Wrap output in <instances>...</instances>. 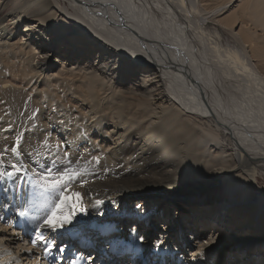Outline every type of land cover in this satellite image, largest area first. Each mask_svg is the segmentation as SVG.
I'll list each match as a JSON object with an SVG mask.
<instances>
[{"label": "bare ground", "instance_id": "1", "mask_svg": "<svg viewBox=\"0 0 264 264\" xmlns=\"http://www.w3.org/2000/svg\"><path fill=\"white\" fill-rule=\"evenodd\" d=\"M201 1L209 2L206 6L211 10L217 5L216 0ZM259 2H246L242 6L249 5L248 10L239 9L240 14L234 12L216 24L198 20L196 7L189 0H0V56L13 75H0L3 98L17 100L10 91L16 80L45 84L35 96L38 103H42L40 98L52 101L59 91L71 92V85L76 84L72 91L78 89L81 101L87 100L89 105L83 117L71 118L81 122L90 119L89 126L95 127L109 117L113 128H121L116 147L105 149L110 150L109 158L104 152H95L89 159L73 149L77 141L84 142L82 131L68 137L62 127L51 125V137L61 134L70 148L64 156L53 151L43 156L52 158L53 167L68 157L63 172L68 178L55 188L50 187V182H59L55 179L48 185L33 186L30 163L17 161L23 170L10 169L0 154V264L103 262L101 253L94 257L82 253L95 241L100 247L106 240L108 262L115 257L123 264H213L203 258L206 252L214 250L217 255L221 245L230 250L247 245L246 238L234 235L236 231L261 228L264 232V190L256 188L257 173L264 172V59L260 57L264 56V0ZM251 14L258 18L255 25L261 27L262 34H255L250 26L237 39L227 35L226 29L232 30L237 19L246 25L253 21ZM11 36L17 38L10 40ZM57 37L68 48L63 49L67 54L52 70L59 62L50 58L51 50L58 46L52 43ZM42 39L48 41V52L33 46L41 45L38 41ZM242 45L249 46L252 60L255 56L260 60L252 62ZM37 68L49 71L44 75L48 76L47 84L38 77ZM131 72L138 79L126 85ZM115 88L118 91L110 97V105L101 104L109 102L103 96ZM27 106L35 118V107L31 103ZM9 109L13 114L12 107ZM6 127H0V144L6 141ZM79 168L81 172H74ZM148 168L193 178L191 183L176 179L168 184L170 188H160V180L141 179ZM234 171L238 174L230 179L228 174ZM198 178L203 180L198 182ZM195 182L200 189L193 193ZM61 192L71 196V201L61 203ZM75 193H80L79 200ZM163 197L194 199L188 209L194 214L179 213L176 217L174 213L173 221L165 223L164 233L152 237L159 227L156 219L171 214L160 203ZM77 210H87L88 216H76L73 223L55 233L44 226L54 211L72 218ZM100 211L102 216L97 215ZM9 214L10 223L20 225L24 237L20 238L14 228L6 229L7 223L2 221ZM130 219H134V226L123 231L118 228ZM209 220L213 222L207 223ZM228 221L237 223L236 229L230 227L229 235L221 229ZM105 225L109 226L107 232L117 231L109 233V239L101 231ZM144 226L142 233L138 232ZM174 227L178 228L177 237H170ZM178 236V245L187 254L172 246L170 239L174 242ZM259 237L255 234L252 238ZM21 239L28 241L23 244ZM45 240L50 241L48 247ZM80 240L85 244L78 246ZM64 242L66 258L53 260L56 250L51 244L59 247ZM237 256L229 264H239ZM126 259L129 262H123Z\"/></svg>", "mask_w": 264, "mask_h": 264}, {"label": "rangeland", "instance_id": "2", "mask_svg": "<svg viewBox=\"0 0 264 264\" xmlns=\"http://www.w3.org/2000/svg\"><path fill=\"white\" fill-rule=\"evenodd\" d=\"M189 1L192 2V4L196 7V15L198 17V20L204 21V22L208 21V22H212V23H216V24H219L218 22H220L219 21L220 19L229 17L234 12H237V14H240L239 9H241V10L243 8L249 9V5L244 6V7L242 6L246 2L251 3L252 5L261 4L259 2V0H256L258 3L255 0H222V1L216 0L215 2H217L216 3L217 5L212 7V10H211V8L206 6L209 2H204L201 0H189ZM66 5L68 6L67 2H66ZM70 11H72V10L70 9ZM70 11L65 12V15L69 18H71L69 16ZM263 12H264V10H263ZM251 16H253L254 22L250 21L246 25V24H242L240 22V20L237 19L235 21L234 25L232 26V30L226 29L227 35H230V36H232V38L237 39L241 36L242 32L247 31L250 26H251V28L254 29L255 34H257V35L262 34L263 30L261 29V27L258 25L257 26L255 25L256 22H259L258 18L255 17L254 14L253 15L251 14ZM48 33H49L50 38H53V35L50 34L51 32H48ZM262 36L264 37V34H262ZM1 38H2L1 39L2 41H4V40L9 41V39H7L6 37H4V38L1 37ZM16 38L17 37H14V38L12 37L10 40H14ZM38 42L41 45H36V44L32 43L33 46L37 50H44V51L49 50L48 41L42 39V41H38ZM52 43H53V45H58V46H56L55 48H53L51 50L50 58L54 62L59 60L58 63L57 62L54 63L53 68H52V70H53V69H56V67L59 65L60 61L62 59H64L63 57L67 54V51L63 50V49L68 48V44L66 42H64L63 40L59 41V37H57L56 41L52 42ZM242 48L246 52V56H248V58H250V60L252 62H253V60H256L258 62V60H260V57H261V59L262 58L264 59V56H260V57L255 56L254 59L252 60V58L250 56L251 53H250L249 46L243 47V45H242ZM80 61L72 60L73 63H77ZM29 63H31V62H29ZM34 66L35 65H32V67H34ZM37 70H38V77L41 79V81L46 80L45 83L47 84L48 83V81H47L48 76H44V75L46 73L48 74L49 71L48 70L42 71L40 68H37ZM0 75L1 76L3 75L4 78H6L8 76H13L12 73L10 72L9 68L6 66V64H5V62L1 56H0ZM137 77L138 76L134 72H131L130 75L127 77V79H125V84L127 85L129 83L130 84L134 83L138 79ZM75 83H77V82H75ZM15 84L16 85L11 86L10 91L17 98V100L9 102L5 98H3L4 97L3 95L0 94V127H3V125L5 127V125H7L5 133H4L6 141L4 143L0 144V154H4L2 157H4L6 159L7 167H9V165H11L10 169H16L17 171H22L23 169H22L21 165H19V164L16 165V162L17 161H22L24 163L28 162V163H30L29 168H28V172L30 174L31 179H33V181H32L33 186H35V185L41 186L44 184L48 185L47 182L50 179L58 180L59 182L56 184L58 186L64 185L65 181L68 178L67 174L65 175L63 173L67 169V166H68V163H65L64 159L68 162V160H67L68 157L67 156L63 157L61 164H59L60 166H54V167L52 165L53 164L52 158H48V157L44 158L43 157V156L47 155L48 152H50V151L59 152L64 156L65 154H68V150L70 149L67 146L68 140L63 138V136H61V134L59 135L57 133L55 136H53L54 139L51 137L50 133H53V129L51 128V125H54V126L58 125L59 127H62L63 131H67L68 137H69V135L71 136V135L75 134L76 131H78V130L82 131L85 134V136H83L84 140H82L84 142L77 141V144H75V146L73 147L75 153L76 152H77V154L82 153L83 155L87 154V157L89 159H90V157H89L90 154H93L95 152L96 153H103L104 152V154L107 155L108 158L110 157L107 152L110 151L111 148L116 147L117 141H118L117 139H119L117 137L120 136V134H118V133H119V131H121V128H116V127L113 128L112 126L114 125V123L112 121H109V119H110L109 117L104 118L95 127L89 126L88 123H90V119H87L86 122L83 120L81 122V120H78L75 117L71 118L72 115L83 117L84 114H87L86 110L88 109V105H89V102L87 100H85L86 102L81 101L82 97H81V95H78V93H77V92H79L78 89L76 90L77 92L72 91L75 89V87H77L76 84L71 85L72 89L70 86L72 93L70 91L66 92V89H65L64 90L65 94H62V91H59V93H61V94L60 95L57 94L58 96L57 95L52 96L51 97L52 101H50L48 98H46L44 100H42L40 98V101L42 103H38L37 101H39V100L36 99L35 96H37V94H39L41 92V90L43 88H45V84L44 85L41 83L40 84H38V83L34 84L33 82L32 83L31 82L30 83H23L22 81L19 82V80H16ZM34 85H37V86H34ZM111 85H114V84H111ZM109 91H110L109 93H107V94L105 93V95L103 96L104 98L108 97L107 100H109V102H102L101 103V104H104V106L108 105V104L110 105V100H111L110 97L113 96L115 94V92L118 91V88H115L114 91L112 89H109ZM71 94H73V95L76 94V96L71 97ZM117 98L120 99L121 97H117ZM27 103H31L35 107V112H34V114L36 115L35 118L32 117V113L29 111ZM10 107H12V109L14 110L13 114H12V112H10V109L8 110V108H10ZM109 108H107V110H110ZM67 116L69 117L70 120L67 119ZM7 119H8V121H6ZM83 123H85V124H83ZM85 128H86V130H85ZM48 130H49V132H47ZM112 130H114V131H112ZM0 132H2L1 128H0ZM115 136H116V138H114ZM57 137H60L61 139H57ZM133 143H134V140L132 138L130 140L129 144L133 145ZM105 149H110V150L106 151ZM96 153L93 155L96 156ZM108 158H106V159H108ZM81 159L82 158L79 157V160H81ZM56 160H59V158H56ZM110 163H113V161H111ZM124 165L125 166L127 165L126 168H128V166H129L128 164H124ZM84 169L85 168H83V170ZM74 172L79 173V172H81V169L80 168L75 169ZM142 174H144V175H142ZM237 174H238V171H234L232 173H229L228 177H230V179H233V176H236ZM141 175L143 177V178H141L142 180L147 179V178L149 179V181L160 180L161 182L160 181H158V182H160L163 186V187L160 186V188H165V189L170 188L168 184L170 182H172L173 180L176 181V179H186L185 181H187L188 183H191V179L193 178L190 176H184L183 174H180V172H177V171L170 170L169 172H166V174H162V172H160L159 170L150 169V168L144 169V172L141 173ZM76 177H78V176H76ZM63 180H65V181H63ZM200 180H203V179L198 178L197 181L201 182ZM163 182H165V183H163ZM221 185H222V183L220 184V187H221ZM257 187H258V189L264 190V172L262 170H260L257 173L256 188ZM193 188L196 189L195 191L193 190V193H196L197 190L200 189V186H198V183L195 182L193 184ZM79 195H80V193H79ZM154 197L160 198V195H156ZM166 199H165V197H163L160 199L161 202L160 201L159 202L163 203V207L165 208L164 210H166L165 212H167V214H168V212H171V214H169L167 216V218L165 217V218L156 219L157 223H158L157 225H159V227H156V229L153 231L154 234L152 235V237H156L155 234H157V233H162V234L164 233L162 229L165 226L166 222L169 223V220L173 221L174 213L176 214V217L179 215V213H184V214H186V213L192 214L193 213L192 211H190L188 209H189V207L190 208L193 207L191 205V203L192 202L195 203L194 199L190 198L191 199L190 201L189 200L186 201V200H183L180 198H175V197H174V199H170V200H169V198H166ZM129 200H131V198ZM0 205H1V203H0ZM10 206H11V203H10ZM195 206H197V205H195ZM207 209L208 208H206V210ZM251 213L249 215H251ZM164 214H165V216L167 215L166 213H164ZM11 216H12V214L5 216L4 220L2 221L3 223L4 222L7 223L6 229H8V231H10L12 228H14V230L17 232L22 231V228L20 225H17L15 223L12 226V223H10ZM116 216H118V213H116ZM211 217H213V216H211ZM122 218H124V216H122ZM125 218L127 219V217H125ZM153 220H155V219H153ZM226 220H224V221H226ZM130 221H132V222L130 223ZM140 222L143 223V220H141ZM209 222H213V221L209 220L207 223H209ZM229 223H230L229 221L223 223V226L221 228L222 231L224 230L225 234H227V235L232 234L231 229H230L231 226H232V229L237 228V223H234L232 225ZM228 224H229V226H228ZM252 225L250 223L249 227H251ZM130 226H134V219H130L128 223L126 222V220H123L122 223L118 224V228H121L122 231H123L124 227L127 228ZM201 226L202 225L198 224L199 230H203V227H201ZM145 227L146 226L142 227L141 229L138 228L139 229L138 232L142 233V230ZM247 229L242 230L241 232L236 231V233H234V235L239 234V235L243 236V238L247 239L246 242H248V243L246 246H244V247L238 246L237 249L230 250V249H225L226 246L221 245L219 247V251H218L217 255L214 252V250H212V251H208V253L206 252L205 255L203 254L204 255L203 258L206 257L209 261H212L213 264H229L231 262L232 258H235L237 256L236 252L238 251L239 253L237 252L238 253L237 258L239 257L238 258L239 264H259V262H262V261L264 264V242H262V241H264V237H263L264 232H261V230L263 231V229L259 228L257 230L259 233L257 231L251 232L250 228L248 230ZM206 231L209 232L207 229H206ZM247 231L248 232L250 231V234H248ZM116 232L117 231H115V229L108 230V235L106 236V239H109V236L112 235L109 233L115 234ZM177 232H178L177 227L171 228V231L169 233L170 237H171V235H172V237H173V235H176V237H177ZM19 234H20V236H19L20 238L25 236L24 232L22 234L19 232ZM86 234H90V230H87ZM255 234L261 235V237H259L258 239L252 238ZM148 235H149V232H148ZM230 236H232V235H230ZM179 239H180V237L178 236V239H176V241L173 242V238H171L170 240L172 242V246L174 248L176 247L178 249V251H185L179 247V245H178ZM27 241H24L21 239L20 242L25 244V243H27ZM107 241L108 240H106L104 243L100 242V244H102V246H100V247L97 245V241H95L94 243L88 245L85 249V252H83L82 254H84L85 256H92V257L96 256L98 253H101L103 255L102 256L100 254L102 256V257H100V259L104 258L105 259V260H103L104 263L99 262V261H96L94 263V261H93L91 264H109L110 262H111L110 264H123V263L117 262V260H115V257L111 258L112 261L108 262V260L110 259L109 254L107 252L105 253V251H104V249L108 246ZM233 242H235L234 238H233ZM261 242H262V244H261ZM66 243L67 242L60 244L59 247L64 246ZM84 244H85L84 240H80L77 245L82 246ZM75 250H78V249H75ZM107 251L111 252L110 250H107ZM202 252L205 253V251H203V250H202ZM184 253L187 254L186 251ZM66 254H64L63 257H65ZM70 255L75 256L76 253H71ZM148 260H149V258H148ZM125 261L129 262L128 259L124 260L123 262H125Z\"/></svg>", "mask_w": 264, "mask_h": 264}, {"label": "snow or ice", "instance_id": "3", "mask_svg": "<svg viewBox=\"0 0 264 264\" xmlns=\"http://www.w3.org/2000/svg\"><path fill=\"white\" fill-rule=\"evenodd\" d=\"M56 184L57 182L56 181H52L50 182V187L52 188H55L56 187ZM77 200H79V193H75L73 194ZM72 197L71 196H68L66 195L64 192H61L60 194V202L61 203H64L65 201H71ZM60 207V204H57V208ZM141 208L140 205H137L136 206V209L139 210ZM20 216H23L24 213L21 212L19 213ZM97 215H100L102 216L103 215V212L100 211L97 213ZM76 216H88V211L87 210H84L82 213L79 212L78 210L75 211L73 214H72V218H70L69 216L67 215H57V213L54 211L52 213V215H50L48 217V219H46L44 221V226L46 228H48L50 230L51 233H55L57 231V229H61V228H64L65 225H68L70 223H73L74 220H75V217ZM109 226L105 225L104 228L101 230L102 231V234L104 236H107L108 235V232H107V229H108ZM92 228L95 229L96 228V225H92ZM135 232V229H133V233ZM141 239V242L143 240V237L140 238ZM35 242V241H33ZM112 242H118V241H112ZM45 243V247H48L49 246V243L50 241L49 240H45L44 241ZM51 247L54 248L56 250V254L53 256V260H56L57 257L60 258V260L62 261L63 260V253L65 252V248L63 247H58L55 243H52L51 244ZM157 248L160 247V242L157 243L156 245ZM195 258V257H194ZM160 264H164V261H161Z\"/></svg>", "mask_w": 264, "mask_h": 264}]
</instances>
